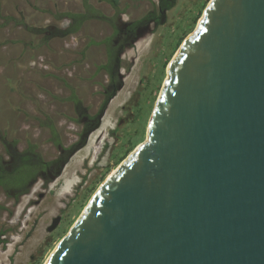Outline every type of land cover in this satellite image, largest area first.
<instances>
[{
	"label": "water",
	"instance_id": "water-1",
	"mask_svg": "<svg viewBox=\"0 0 264 264\" xmlns=\"http://www.w3.org/2000/svg\"><path fill=\"white\" fill-rule=\"evenodd\" d=\"M45 264H264V0H211Z\"/></svg>",
	"mask_w": 264,
	"mask_h": 264
},
{
	"label": "rangeland",
	"instance_id": "rangeland-1",
	"mask_svg": "<svg viewBox=\"0 0 264 264\" xmlns=\"http://www.w3.org/2000/svg\"><path fill=\"white\" fill-rule=\"evenodd\" d=\"M210 2L177 0L118 54L117 30L158 16L159 0H119L118 8L112 0H0V155L11 160L6 141L19 152L33 145L32 165L67 157L53 178L34 171L19 199L16 188L9 195L0 186V264H45L103 182L144 142L168 68ZM79 14L89 17L64 38L46 41L27 29L67 27ZM106 101L98 128L68 154Z\"/></svg>",
	"mask_w": 264,
	"mask_h": 264
},
{
	"label": "trees",
	"instance_id": "trees-1",
	"mask_svg": "<svg viewBox=\"0 0 264 264\" xmlns=\"http://www.w3.org/2000/svg\"><path fill=\"white\" fill-rule=\"evenodd\" d=\"M112 1H113L114 6L118 8L119 0H112ZM176 3H177V0H159V4L157 8L158 13H159L158 16L155 15V12L148 13L142 19L129 23L126 28L118 29L117 32H121L123 35L122 44H120L119 46L115 45V48L116 47L118 48L117 50L118 54L125 47L131 46L133 44V42L139 36L138 29L142 25H147L148 23L155 22V21L156 23H160L159 18L163 19L166 11L174 8L176 6ZM156 14H157V11H156ZM66 16L69 18H73L75 15L66 14ZM77 17L79 19H77L78 21L75 20L76 24L71 23L67 27L48 25L42 28L41 27L34 28V27L28 26L27 29L33 33L42 34L45 37L46 41H50L54 38H64L73 33H76L79 30L80 24L83 21H85V19L88 18L89 16L87 14H81V15L79 14ZM108 46H110L109 51H110V54L112 55L113 54L112 47L114 45L113 43H110V40L108 41ZM109 66H110V63L107 65L108 71H109ZM111 77L113 79L112 81L114 82L115 81L114 72L111 73ZM106 104H107V101L100 108L97 114L98 119L96 123H94L93 125H89V126L88 125L83 126L82 132H81V137H82L81 141H79V143L76 146H72L70 149H67V151L69 152L68 154H71L76 149H79L80 147H82L86 142L87 136L92 131H94L96 128H98L99 117L104 112ZM54 135L56 136L57 133L54 132ZM55 136L52 140H54L56 145H60L59 140H56ZM12 145H15V144H12ZM32 147L34 146L31 145V147L28 148V150L21 151V152H19L14 146L6 147V153L9 154L11 157V160H9V162L6 163V166L3 163V161L5 160L4 156L0 155V186H4V188L6 187L7 193L9 195H11L10 188H13V189L16 188L18 191H20L16 195L17 199H19V195H21V193H26L28 184L30 183L32 179H35V177L37 176V174H32L34 171L37 172V170H39V172H41L44 169L48 168V169H51V171L53 170L54 176H56L61 172L63 166L67 162V157L62 156L61 154V156L58 157L54 161L45 162L42 160L43 162L39 163L38 165H32L31 160L33 156L30 155ZM36 155L38 156L37 152H36Z\"/></svg>",
	"mask_w": 264,
	"mask_h": 264
},
{
	"label": "flooded vegetation",
	"instance_id": "flooded-vegetation-1",
	"mask_svg": "<svg viewBox=\"0 0 264 264\" xmlns=\"http://www.w3.org/2000/svg\"><path fill=\"white\" fill-rule=\"evenodd\" d=\"M5 146V154H6V141L4 143ZM5 164H6V159H5ZM41 176L45 179H49V178H53L54 177V173L53 170L51 171L50 169H44L43 171H41Z\"/></svg>",
	"mask_w": 264,
	"mask_h": 264
},
{
	"label": "bare ground",
	"instance_id": "bare-ground-1",
	"mask_svg": "<svg viewBox=\"0 0 264 264\" xmlns=\"http://www.w3.org/2000/svg\"><path fill=\"white\" fill-rule=\"evenodd\" d=\"M200 20H201V19H200ZM199 22H200V21H199ZM142 143H143V142H142ZM142 143H141V144H142ZM141 144H140V145H141ZM140 145H139V146H140ZM139 146H138V147H139ZM138 147H137V148H138ZM133 152H134V151H133ZM115 171H116V170H114V171L110 174V176H111ZM30 205H31V204H30ZM25 210H26V209H25ZM25 212H26V211H25ZM72 228H73V227H72ZM51 255H52V254H51Z\"/></svg>",
	"mask_w": 264,
	"mask_h": 264
}]
</instances>
